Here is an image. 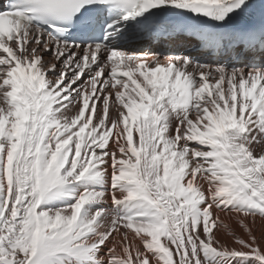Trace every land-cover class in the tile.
Instances as JSON below:
<instances>
[{
	"label": "snow or ice",
	"instance_id": "6c2138e0",
	"mask_svg": "<svg viewBox=\"0 0 264 264\" xmlns=\"http://www.w3.org/2000/svg\"><path fill=\"white\" fill-rule=\"evenodd\" d=\"M0 264H264V0H0Z\"/></svg>",
	"mask_w": 264,
	"mask_h": 264
}]
</instances>
